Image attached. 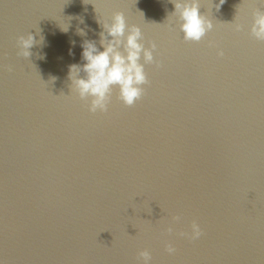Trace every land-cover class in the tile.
I'll list each match as a JSON object with an SVG mask.
<instances>
[{
    "label": "water",
    "instance_id": "water-1",
    "mask_svg": "<svg viewBox=\"0 0 264 264\" xmlns=\"http://www.w3.org/2000/svg\"><path fill=\"white\" fill-rule=\"evenodd\" d=\"M198 3L214 27L193 42L170 0H0L3 264H141L144 248L151 264H264V41L250 34L264 5ZM116 11L160 66L133 106L114 91L92 114L69 66L84 40L103 50ZM193 220L203 235L180 237Z\"/></svg>",
    "mask_w": 264,
    "mask_h": 264
},
{
    "label": "clouds",
    "instance_id": "clouds-1",
    "mask_svg": "<svg viewBox=\"0 0 264 264\" xmlns=\"http://www.w3.org/2000/svg\"><path fill=\"white\" fill-rule=\"evenodd\" d=\"M170 2L174 4L172 14L177 18L176 22L185 41L200 42L213 29L212 20L200 14L198 0H170ZM224 2L225 0H220V4ZM258 2L264 5V0ZM216 7L219 8V4ZM253 15L250 34L256 40L264 41V11H256ZM102 27L104 31L99 34V44L103 50L97 47L95 41L84 40L81 45L83 49L81 58L84 63L70 65L68 73L71 91H75L81 100L88 101L87 109L92 114L108 112L114 91L123 105L133 106L144 95L143 86L150 83L145 65L155 63L157 67L160 66L153 55L156 44L151 43L150 47H145L141 28L135 24L127 25L123 12H114L111 23L102 24ZM233 27L237 32L242 30V25L239 23H235ZM78 32L80 35H86L83 30ZM33 44L34 36L31 33L19 36L17 54L29 57L31 55L29 50ZM217 55L223 56L224 53L218 50ZM81 73L83 76L80 75ZM172 219L178 222L180 216H173ZM166 231L172 233L173 229L168 227ZM178 235L189 241H195L203 235V229L193 220L190 231H181ZM164 250L169 255H174L177 251L172 242H166ZM137 260L141 264H151V252L147 248L139 250ZM0 264L3 262L0 261Z\"/></svg>",
    "mask_w": 264,
    "mask_h": 264
}]
</instances>
